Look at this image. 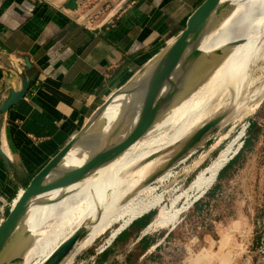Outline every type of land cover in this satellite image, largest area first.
Listing matches in <instances>:
<instances>
[{"label":"bare ground","instance_id":"obj_1","mask_svg":"<svg viewBox=\"0 0 264 264\" xmlns=\"http://www.w3.org/2000/svg\"><path fill=\"white\" fill-rule=\"evenodd\" d=\"M166 48L118 90L103 110L95 113L89 127L76 137L73 146L46 178V183L83 169L131 134L143 107L147 80ZM219 51L222 52L220 55L217 54ZM262 60L264 0H223L208 22L200 43L189 51L177 69L171 81L173 85L168 84L155 99L153 111L165 95L175 88L187 89L219 61L208 79L190 95L177 96L149 131L114 160L79 182L34 198L20 230L0 249V264H33L35 258H39L36 264H43L62 244L80 232L81 236L68 254L70 264L80 251L91 247L114 224L123 222L111 238L119 236L135 221L156 209L158 213L149 222L147 232L155 228L173 230L181 221V215L213 187L221 170L240 152L246 128L195 175L188 188L175 196L170 206L165 205L166 191L160 192L161 186L155 184L170 181L173 168L167 169L168 164L206 119H214L219 106L211 107L212 100L219 91L228 84L238 93L246 90L253 83L255 65ZM262 101L263 98L259 99L252 108H247L246 104L244 117L254 114ZM192 152L195 148L190 154ZM199 258L201 261L197 260L196 264L206 262L204 257Z\"/></svg>","mask_w":264,"mask_h":264},{"label":"crops","instance_id":"obj_2","mask_svg":"<svg viewBox=\"0 0 264 264\" xmlns=\"http://www.w3.org/2000/svg\"><path fill=\"white\" fill-rule=\"evenodd\" d=\"M91 1L0 0V108L24 80L35 77L25 98L0 113L6 159L0 156V206L6 214L102 105L184 30L204 0H98L95 25L88 23ZM232 173L214 184L212 202ZM151 220L146 215L131 224L96 264H152L165 243H181L177 226L150 238L145 229Z\"/></svg>","mask_w":264,"mask_h":264},{"label":"rangeland","instance_id":"obj_3","mask_svg":"<svg viewBox=\"0 0 264 264\" xmlns=\"http://www.w3.org/2000/svg\"><path fill=\"white\" fill-rule=\"evenodd\" d=\"M98 3V0L90 2L88 10L94 8L90 14L98 10ZM109 4L111 3L109 2ZM99 20L100 18L94 17V22L98 23ZM218 64L219 61L213 63L191 83L190 87L185 90L182 88L180 96L193 93L201 83L208 79ZM253 76V83L240 93L230 84L219 91L212 100L211 107L219 106L213 118L219 119L221 124L219 123L209 136L195 148V152L186 154L187 156L185 155L179 160L175 157L171 160L166 167L167 169L173 168L172 173L175 177L169 179L171 182L166 181L163 185L155 184L161 186L160 192L166 191L165 205L170 206L174 197L188 188L195 175L197 176L228 142L246 128L240 152L221 171L217 182H215L216 185L221 177L233 169L223 194L212 202L209 194L215 186L213 185L207 195L198 201L197 206L193 204L188 211L184 212L177 225L180 230L181 243H165L160 251L162 257L155 259L152 264H188L189 260H191L189 264H196L199 257H204L206 262L203 264H264V60L255 65ZM262 98L263 101L255 113L249 118L244 117L246 109L255 106ZM246 104L247 108L245 109ZM237 112L240 113L237 114ZM226 117L229 118L228 121ZM208 121L210 120L206 119L203 124ZM258 121L260 126L257 125V129L254 130L257 133L255 135L249 133L250 125L259 123ZM235 162L238 163L237 166L239 165L237 169H234ZM157 213L158 209L152 211L148 216L153 220ZM119 224L121 225L123 222L114 224L91 247L80 251L70 264H88L87 252L94 250L111 238L114 231L120 227ZM168 230L169 228H155L147 232L146 228L145 234L153 239L157 234ZM68 257L69 255L60 264H69ZM38 261L39 258H35L32 263L36 264Z\"/></svg>","mask_w":264,"mask_h":264},{"label":"water","instance_id":"obj_4","mask_svg":"<svg viewBox=\"0 0 264 264\" xmlns=\"http://www.w3.org/2000/svg\"><path fill=\"white\" fill-rule=\"evenodd\" d=\"M222 1L223 0H204L188 18L184 30L161 55L144 88V101L139 120L134 130L125 140L83 169L68 174L51 183H46V178L59 165L63 157L73 146L76 141V137L82 135L89 127V124L91 123L90 120L83 130L35 175L31 183L18 197L17 201L7 214L6 219L0 223V249L4 248L16 236L34 198L50 191L64 188L79 182L103 164L114 160L149 131L165 108L180 95L182 88H175V90L165 95L153 111L155 99L162 94L164 88L168 84L173 85L171 81L177 69L180 67L183 60L189 55V51L196 49L200 43L201 36L208 22L212 18L213 14L219 9ZM221 53V51L217 52L218 55ZM27 64L31 67L28 61ZM34 81L35 77L32 76L31 78L23 81L21 90L12 91L9 97L2 104L0 113H7L10 108L24 99ZM108 102L109 101L105 102L98 112L103 110ZM150 113L153 114L150 115ZM219 123V119H213L210 122L203 124V126L188 140L175 158L178 160L186 154H189L193 148H196L199 143L204 140V138L209 136ZM0 156L6 160L1 151ZM208 191L209 189L204 192L202 197L205 196ZM80 236L81 233L77 232L74 236H72V238L62 244L43 264H60L61 261L71 252Z\"/></svg>","mask_w":264,"mask_h":264},{"label":"built area","instance_id":"obj_5","mask_svg":"<svg viewBox=\"0 0 264 264\" xmlns=\"http://www.w3.org/2000/svg\"><path fill=\"white\" fill-rule=\"evenodd\" d=\"M100 9H98L97 11L93 12L92 14H88V22L90 25H94L97 24V22H94V17L96 19L97 18V14L99 13ZM262 122V120H261ZM264 123V121H263ZM248 128V127H247ZM7 217V214L5 213V209L4 206H0V223L3 222ZM117 237L115 238H109L108 240H106L102 245L98 246L96 248L95 254L93 256H91L88 260L87 263L88 264H96L97 263V257L99 255H101L102 253H104L109 247L112 246V244L114 243V241L116 240ZM164 241V240H163ZM162 241V242H163ZM162 242H160V244H162Z\"/></svg>","mask_w":264,"mask_h":264},{"label":"trees","instance_id":"obj_6","mask_svg":"<svg viewBox=\"0 0 264 264\" xmlns=\"http://www.w3.org/2000/svg\"><path fill=\"white\" fill-rule=\"evenodd\" d=\"M257 124H258V123H256V124H255V123L251 124L250 127H249L248 132L251 133L253 130H256L257 127H258ZM206 195H207V194H206ZM206 195H205V196H206ZM197 203H198V202L195 203V206H197ZM148 218H150V217L148 216ZM135 222H136V221H135Z\"/></svg>","mask_w":264,"mask_h":264}]
</instances>
